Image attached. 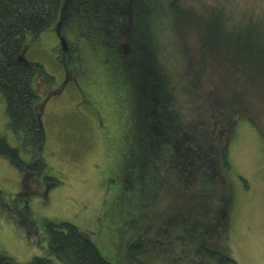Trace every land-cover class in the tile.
<instances>
[{"label": "rangeland", "instance_id": "obj_1", "mask_svg": "<svg viewBox=\"0 0 264 264\" xmlns=\"http://www.w3.org/2000/svg\"><path fill=\"white\" fill-rule=\"evenodd\" d=\"M85 1L80 11L102 22V10L91 9L95 4ZM116 1L110 8L113 40L119 38L125 52V46L139 45L136 58L141 61L138 66L147 68L148 85L155 88L151 82L156 72H163L161 83L188 119L205 112L206 97H212L214 110L219 109L224 101L220 90L229 82L217 54L203 56L201 40L209 39L218 21L207 11L220 5L232 13L228 19L233 25L241 21L235 27L236 41L257 34L258 28L264 34V25L258 24L264 23V0H181L195 10L185 19L174 12L176 0H160L162 7L151 13L152 29L141 14L140 0ZM57 35L53 27L36 34L26 53L58 83L64 77L63 63L56 49H49ZM209 44L210 49L220 48ZM100 75L102 71L90 91L96 104L80 101L74 90L42 110L46 138L39 150L20 148L24 164L0 155V251L10 263L26 264L39 255L51 257L47 264H70L64 256L49 253L48 222L63 220L88 230L115 264H264V93L249 94L251 112L240 116L228 138L229 168L213 158L209 190L200 179L191 181L172 167L168 176L141 191L123 175L122 165L124 148L135 135L134 103L123 91L114 93ZM44 86L39 83L41 89ZM9 122L7 100L0 91V133L11 145H22ZM23 185L31 193L22 192ZM206 243L218 255L200 250Z\"/></svg>", "mask_w": 264, "mask_h": 264}, {"label": "trees", "instance_id": "obj_2", "mask_svg": "<svg viewBox=\"0 0 264 264\" xmlns=\"http://www.w3.org/2000/svg\"><path fill=\"white\" fill-rule=\"evenodd\" d=\"M90 1L95 4L91 5V9L95 7L102 10V22L96 23L95 19L89 17L90 12L85 14L80 11V4H86L85 0H0V91L7 100L10 126L17 132L22 144L15 147L5 134L0 133V155L17 164H24L20 148L24 146L26 150L29 147L39 150L43 144L46 131L41 106L48 94L39 87V83L50 85L55 81L43 64L27 58L26 50L32 44V38L52 27L56 19H64L66 25L74 20L89 35L88 46H96L77 49L79 57H75L74 61L63 53L64 56L58 57L64 64L62 66L78 74L83 70L86 74H82L81 80L84 79V89H89L88 92L99 81L98 75L102 71L100 78L107 81L113 92L123 91L134 103L135 113L131 116L135 135L124 148L122 164L127 179L137 183L138 189L142 191L153 180L160 181L168 176L174 167V172L182 177L191 181L200 179L209 190L214 178L211 167L213 158L218 159L220 167L229 168L228 138L240 116L251 112L249 94L252 92L260 96L264 93V34L257 31L258 28L255 30L257 34L236 41L235 27L241 21L233 25L228 19L232 13L220 5L207 11L206 14L214 15L218 21L208 32L209 39L203 37L201 40L203 56L208 59L210 51H214L223 62V77L229 82L227 89L220 90L224 101L220 103L219 109L214 110L212 97H206L207 102H204L203 107L205 112L197 111L196 115L188 119L184 110L173 105L168 86L161 83L163 72L161 76L156 72V80L151 82L155 88L151 87L148 85L147 68L138 66L141 61H137V50L127 49L125 52L121 49V43H118L119 38L117 42L113 40L116 33L110 24L113 17L110 8H114L117 1ZM140 1L144 10L141 14L147 17L152 29L151 13H156L164 0ZM180 1H174L172 6L175 14L185 19L195 10ZM255 24L251 26L255 28ZM214 42L220 46L219 49H210L209 43ZM127 52H130L131 58ZM82 59L84 66L80 67L78 63ZM202 71L197 74V79L201 78ZM197 79L195 82L199 85ZM91 101L97 103L95 99ZM198 104L201 106V101ZM39 164L38 159L34 166L37 168ZM140 180L144 182L142 185ZM216 182H219V178ZM217 221L221 228L222 216ZM218 222H215V226H218ZM48 225L50 254L64 256L70 264H115L103 254L88 230L63 220H51ZM200 250L206 255H218L212 245L207 243L201 244ZM50 259L36 255L26 264H47ZM7 263H10V257L0 251V264Z\"/></svg>", "mask_w": 264, "mask_h": 264}, {"label": "flooded vegetation", "instance_id": "obj_3", "mask_svg": "<svg viewBox=\"0 0 264 264\" xmlns=\"http://www.w3.org/2000/svg\"><path fill=\"white\" fill-rule=\"evenodd\" d=\"M64 19H56L54 21V26H52L54 28V30L56 32H58L57 35V42L55 43V46H53L51 48V46L49 47V49H56V57H60L61 55H63V53L65 54V56L70 57L73 61L75 57H79L78 51L77 49H87V48H93L95 46L92 45L88 46V39H87V32L81 30L79 27V25L73 20L71 23H68L66 25V22H63ZM58 31H57V30ZM42 32L39 33L42 34ZM50 35V34H45V36ZM30 48V47H29ZM27 48V49H29ZM126 49H129V46H125ZM139 45H135V49H138ZM96 49V48H95ZM52 50V51H53ZM64 56V55H63ZM71 60V61H72ZM78 65L80 67L84 66V62L83 59L81 62L78 63ZM75 70V69H74ZM82 74H86L85 72H82L79 74L78 73H74L73 70L71 68H67L64 67V77L60 82H55L52 83L50 85L44 86L45 90L44 92H46L48 94L47 99H45V106L43 109L44 110L48 107L49 104H51L54 101H57L59 99H61L64 94L65 95H70L73 93V91L75 90L77 94H79L80 96V101H86V102H93L91 101L93 98L91 97V93L88 92L89 89H84L85 85L83 80H81V76ZM88 80V79H87ZM61 97V98H60ZM123 175L126 177V174L123 173ZM129 180V179H128ZM48 186L46 189V192H48L49 190ZM21 191L22 192H27L28 194L31 193V191H28L27 186L23 185L21 187ZM128 201H133L132 197H129L127 199ZM25 206H29L28 203L25 204Z\"/></svg>", "mask_w": 264, "mask_h": 264}, {"label": "water", "instance_id": "obj_4", "mask_svg": "<svg viewBox=\"0 0 264 264\" xmlns=\"http://www.w3.org/2000/svg\"><path fill=\"white\" fill-rule=\"evenodd\" d=\"M44 105H45V103H43L42 104V106H41V109L43 110V108H44ZM41 117V116H40ZM7 264H11V263H7Z\"/></svg>", "mask_w": 264, "mask_h": 264}]
</instances>
